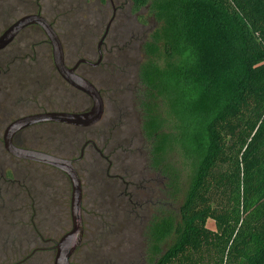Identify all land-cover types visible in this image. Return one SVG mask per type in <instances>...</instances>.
Wrapping results in <instances>:
<instances>
[{
    "label": "trees",
    "instance_id": "1",
    "mask_svg": "<svg viewBox=\"0 0 264 264\" xmlns=\"http://www.w3.org/2000/svg\"><path fill=\"white\" fill-rule=\"evenodd\" d=\"M127 1L154 21L135 96L148 165L166 180L146 264H264V0ZM172 153L189 165L175 208Z\"/></svg>",
    "mask_w": 264,
    "mask_h": 264
},
{
    "label": "rangeland",
    "instance_id": "2",
    "mask_svg": "<svg viewBox=\"0 0 264 264\" xmlns=\"http://www.w3.org/2000/svg\"><path fill=\"white\" fill-rule=\"evenodd\" d=\"M28 13H39L50 23L67 66L78 58L95 62L96 43L103 30H107L105 36L102 35L103 39L106 37L102 39V63L94 68L78 67V73L102 98L99 120L86 129L70 124L56 129L50 127L49 133L41 132V138L29 134L24 148L67 159L78 158L80 145L92 140L111 161L108 174L123 176L126 167L135 171L141 186L137 192L147 221L156 200L164 198L159 188H163L166 181L147 167V141L141 135L142 114L135 96L139 88L137 68L144 58L141 43L154 26L153 19L144 7L132 12L127 0H0V33ZM32 26L35 25L22 29L6 48L0 49L1 66L7 65L9 70L0 77V125L40 107L82 112L91 104L86 94L71 87L58 74L45 35L40 28ZM2 130L1 179L2 174L10 170L14 179L24 183L19 185L10 179L0 181V264H11L22 258L23 264H51L54 242L70 228L69 181L62 171L52 166L23 159L18 162V158L4 150ZM77 160L80 162L74 164L76 169L79 163L96 162L79 175L84 186L81 196L83 234L79 246L69 257V264H146L139 257L146 256L140 236L136 230L131 236V231L126 229L122 196H116V188L111 196L104 193L106 161L90 145L83 148ZM170 160L179 170L180 192L177 201L168 198L165 204L175 208L187 183L189 165L176 153L171 154ZM94 194H97L95 199ZM107 197H112V203H105ZM205 226L214 229L211 219L206 220ZM38 235L47 241L39 244ZM36 246L45 249L31 251Z\"/></svg>",
    "mask_w": 264,
    "mask_h": 264
},
{
    "label": "water",
    "instance_id": "3",
    "mask_svg": "<svg viewBox=\"0 0 264 264\" xmlns=\"http://www.w3.org/2000/svg\"><path fill=\"white\" fill-rule=\"evenodd\" d=\"M30 25L38 26L45 35L51 48L52 62L58 74L71 87L86 94L91 102L90 107L82 112L48 111L20 116L12 120L5 127L1 136L2 146L11 156L52 166L62 171L67 177L70 185V228L54 242L52 247L54 256L51 264H69V257L79 246L83 234L81 187L79 177L73 167V162L79 159L80 155L76 159H67L35 149L18 147L12 143V137L20 129L41 122L55 121L80 127L89 126L99 120L103 111V102L99 91L88 80L74 72L75 67L80 62L87 61L78 59L71 66L65 65L60 41L50 23L39 13L24 14L10 23V25L0 33V49L9 44L22 29ZM106 30L107 29L104 30L103 36ZM102 37L99 42L102 40Z\"/></svg>",
    "mask_w": 264,
    "mask_h": 264
},
{
    "label": "flooded vegetation",
    "instance_id": "4",
    "mask_svg": "<svg viewBox=\"0 0 264 264\" xmlns=\"http://www.w3.org/2000/svg\"><path fill=\"white\" fill-rule=\"evenodd\" d=\"M32 27H35V28H39L38 26H32ZM104 31V30H103ZM103 33L101 34V36L99 37V40L101 39ZM105 36V35H104ZM83 38V37H82ZM106 37H102L103 40H105ZM99 40L97 41L96 43V54H97V59L95 62H91L85 58H78V59H84L86 60L87 62H80L74 69V72L83 77L81 74L78 73V67L80 65H86V66H89V67H98L100 65V63H102V52H101V48L104 46V42H102V40L99 42ZM8 46V45H7ZM6 46V47H7ZM4 47V48H6ZM3 48V49H4ZM104 48V47H103ZM1 49V50H3ZM99 52H100V56H99ZM77 59V60H78ZM5 66V65H4ZM7 65L3 68L1 66V63H0V77H2L3 75L5 76L7 74V72H9L8 69H6ZM8 70V71H6ZM84 78V77H83ZM86 79V78H85ZM1 80V79H0ZM87 80V79H86ZM15 81V80H14ZM13 81V82H14ZM4 82H6L4 80ZM138 83V81H137ZM16 86V85H15ZM18 103V101H16L14 103V106H16V104ZM23 104V103H21ZM48 111H55V112H59V111H63V110H59V109H46V108H43V107H40L39 109L35 110V111H32V112H28V113H23L19 116H16L14 117L13 119H11L10 121H6L5 123H3L2 125H0V129H5V127L12 121L14 120L15 118H18L20 116H24V115H29V114H35V113H41V112H48ZM85 111V110H84ZM66 124L65 123H61V122H55V121H51V122H41V123H36V124H33V125H30V126H27L25 128H22L20 129L19 131H17L13 137H12V143L18 147H25L27 146L25 144L26 140L29 138L28 135L29 134H32V135H35L37 136L38 138H41V132H46V133H49L50 132V127L51 129H56L58 126H65ZM67 126V125H66ZM69 126V125H68ZM89 127H92V126H86V127H75V128H79V129H86V128H89ZM46 128V129H45ZM2 130V132H3ZM36 138V137H35ZM31 139V137H30ZM91 146L93 148V150L101 157L104 159V161H106V168L104 170V175L105 177H107V184L105 185V189L104 190V193L106 196H111L116 188V196L119 197V196H122L120 198V201L121 203L123 204L122 207H124L125 211H124V214H125V218H126V229L129 230V232L131 231V236L132 234H135V231L136 230V233H138V235L140 236V241H142V244L144 246V249H145V226H146V221H145V212L144 210L142 209V206H141V202H140V195L138 194V190L140 189V182H139V179L137 180L136 179V176L134 175L135 171L133 170H130L129 167H126L128 168L127 170H124L123 172V176L122 175H119V174H108V170L110 169L111 167V161L109 160V158L105 155L102 154L101 150L97 149L95 147V145L93 144V141L92 140H85L79 147V154L78 156L82 155L83 153V148L85 146ZM77 158V157H76ZM76 158H68V159H76ZM81 160V159H80ZM80 160H75L73 162V167L79 177V181H80V187H81V196H83V190H84V186L82 185V182L80 180V173L82 172H86L87 171V168L88 167H92L93 166V163L96 162V161H92V160H89L88 164L87 165H84L83 163H79L78 165V168L76 169L74 164L80 162ZM18 162L19 161H22V159H18L17 160ZM29 162V161H28ZM32 162V161H31ZM33 163V162H32ZM147 167H150L149 165ZM120 170V167L118 169V171ZM13 175L12 174V177L10 178V180H13L15 182H17V184H22L24 182H22L21 180H16L13 178ZM1 177V176H0ZM125 177V178H124ZM138 178V177H137ZM117 182H118V185H117ZM19 184V185H20ZM119 186H121V190H119ZM26 187V186H25ZM89 188V186H88ZM91 189V188H90ZM104 188H101V190L103 191ZM97 194H94V199L96 198ZM99 196V202L101 201V197L100 195ZM108 198V199H107ZM106 200H105V203H112V197L109 198L107 197ZM107 210H108V204H107ZM110 209V212L112 211L111 208ZM83 210V207H82V203H81V212ZM141 226V227H140ZM139 228V230H137ZM140 229H142V231L140 232ZM130 236V235H129ZM38 241H39V244L42 245V243H45L47 241V239H43L41 236L38 235ZM45 248L44 247H34L31 251L33 252H38V251H43ZM30 254V252H29ZM33 256V255H31ZM141 257V262H144L146 261V256H139ZM25 258V257H24ZM42 258V257H41ZM145 259V260H144ZM146 263V262H145ZM11 264H23V258L18 260V261H15Z\"/></svg>",
    "mask_w": 264,
    "mask_h": 264
}]
</instances>
